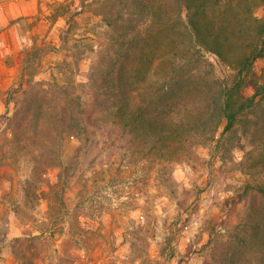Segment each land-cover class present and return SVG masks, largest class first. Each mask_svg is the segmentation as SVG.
<instances>
[{
	"label": "rangeland",
	"instance_id": "1",
	"mask_svg": "<svg viewBox=\"0 0 264 264\" xmlns=\"http://www.w3.org/2000/svg\"><path fill=\"white\" fill-rule=\"evenodd\" d=\"M110 1L52 3L47 17L54 22L61 16L62 26L30 41L26 36L16 72L8 80L0 76V264H220L226 240L243 231L252 198L244 193L246 185L264 186V163H257L264 147L251 136L253 121L264 116V100L248 113L246 128L238 124L231 149L222 147L223 140H193L178 150V160L154 165L117 136L99 135L97 147L80 150L67 135L57 136L50 145L65 168H43L36 178L29 157L32 152L41 158L40 151L17 142L5 118L13 110L12 100L5 108L7 93L23 69L32 84L51 88L50 97L60 105L70 96L87 99L91 70L97 64L108 68L114 54L108 47L100 52L111 35L103 20V5ZM254 13L261 17L264 9ZM206 57L215 76L229 74L215 56ZM251 71V81L264 79V56ZM250 93L248 86L243 94ZM190 99L178 107L181 117L188 110L194 112L186 113L189 118L202 120L204 104ZM170 105L177 112L171 102L165 110ZM42 158L49 160L50 151ZM67 161L77 162L68 180ZM25 179L33 194H27Z\"/></svg>",
	"mask_w": 264,
	"mask_h": 264
},
{
	"label": "trees",
	"instance_id": "2",
	"mask_svg": "<svg viewBox=\"0 0 264 264\" xmlns=\"http://www.w3.org/2000/svg\"><path fill=\"white\" fill-rule=\"evenodd\" d=\"M103 7L111 35L100 52L111 48L114 54L108 68L97 64L91 70L87 99L70 96L60 105L50 97L51 88L32 84L23 69L18 85L7 93L5 108L12 100L13 110L5 118L19 136L17 142L40 151L41 158L32 152L29 157L36 178L43 168H65L50 145L57 136L67 135L78 150L97 147L99 135L107 140L117 136L134 155L154 165L178 160V150L193 140H223L222 147L231 149L238 124L246 128L248 113L264 100V79L249 77L253 64L264 56V15L254 13L264 9V0H111ZM207 54L226 66V77L215 76ZM248 86L251 93L244 95ZM192 89L199 96L191 95ZM186 98L204 104L202 120L189 118L188 110L181 117ZM168 102L177 112L172 105L165 110ZM252 126L251 136L264 147V116ZM47 151L49 160L42 158ZM76 163L67 161V180ZM24 183L27 194H33L32 182ZM246 188L244 193L252 198L241 221L243 231L226 240L220 264H264V186L248 183Z\"/></svg>",
	"mask_w": 264,
	"mask_h": 264
},
{
	"label": "crops",
	"instance_id": "3",
	"mask_svg": "<svg viewBox=\"0 0 264 264\" xmlns=\"http://www.w3.org/2000/svg\"><path fill=\"white\" fill-rule=\"evenodd\" d=\"M60 0H0V76L8 80L16 72L17 59L26 40L45 36L56 25L62 26V18L51 22L52 3ZM26 27V30H25Z\"/></svg>",
	"mask_w": 264,
	"mask_h": 264
}]
</instances>
